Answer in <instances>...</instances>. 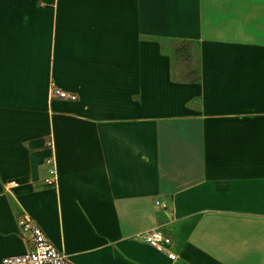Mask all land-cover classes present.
<instances>
[{
  "label": "crops",
  "instance_id": "crops-1",
  "mask_svg": "<svg viewBox=\"0 0 264 264\" xmlns=\"http://www.w3.org/2000/svg\"><path fill=\"white\" fill-rule=\"evenodd\" d=\"M23 216L72 264H264V0H0V261Z\"/></svg>",
  "mask_w": 264,
  "mask_h": 264
},
{
  "label": "built area",
  "instance_id": "built-area-1",
  "mask_svg": "<svg viewBox=\"0 0 264 264\" xmlns=\"http://www.w3.org/2000/svg\"><path fill=\"white\" fill-rule=\"evenodd\" d=\"M50 94L68 101L77 100L76 94L67 93L57 88H51ZM46 146L53 151L54 145L50 139L46 141ZM48 162L54 163V157L48 159ZM51 173L54 176L46 181L48 185H54L56 181V170L53 169ZM19 228L29 243L30 249L21 255L5 257L0 261V264H72L65 254L53 245L41 227L31 217H21ZM143 241L156 252L166 255L170 261L176 260L177 256L170 250L172 241L168 235L159 230H153L143 236Z\"/></svg>",
  "mask_w": 264,
  "mask_h": 264
},
{
  "label": "rangeland",
  "instance_id": "rangeland-1",
  "mask_svg": "<svg viewBox=\"0 0 264 264\" xmlns=\"http://www.w3.org/2000/svg\"><path fill=\"white\" fill-rule=\"evenodd\" d=\"M197 46L183 41H163V52L174 60L173 76L178 80H195L198 77Z\"/></svg>",
  "mask_w": 264,
  "mask_h": 264
},
{
  "label": "trees",
  "instance_id": "trees-1",
  "mask_svg": "<svg viewBox=\"0 0 264 264\" xmlns=\"http://www.w3.org/2000/svg\"><path fill=\"white\" fill-rule=\"evenodd\" d=\"M195 80H198V77H197V79H195Z\"/></svg>",
  "mask_w": 264,
  "mask_h": 264
}]
</instances>
